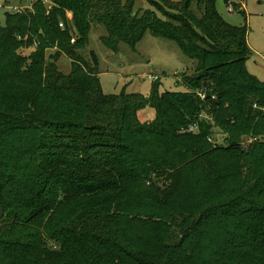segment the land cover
Listing matches in <instances>:
<instances>
[{
	"label": "trees",
	"instance_id": "16d2710c",
	"mask_svg": "<svg viewBox=\"0 0 264 264\" xmlns=\"http://www.w3.org/2000/svg\"><path fill=\"white\" fill-rule=\"evenodd\" d=\"M134 1L51 0L49 10L39 1L32 13H9L0 26V85L14 79V91H21L0 112V264H157L120 231L127 223L161 225L140 218L151 213L133 211L140 196L165 204L162 186L176 178L148 154L167 137L177 140L178 127L192 126L197 132L184 136L196 142L179 158L193 157L191 165L214 183L223 178L220 167L234 173L231 189L218 198L226 199L211 208L222 233L206 263L264 264V81L245 67L247 27L224 21L216 0H146L154 10L141 15ZM66 12L77 33L72 44L68 28L59 27ZM92 23L104 27L100 40L114 53L119 43L134 51L146 32L174 42L193 64V74L177 81L184 91L159 93L154 84L148 97L105 94L97 59L88 64L79 54ZM33 43L37 49L25 63L15 51ZM51 46L58 51L45 62ZM62 54L71 59L67 75L54 65ZM145 107L156 112L152 124L136 118ZM168 112L177 120L168 122ZM213 128L226 133L223 145L207 142ZM246 134L254 137L247 148L240 145ZM202 220L184 237L200 239Z\"/></svg>",
	"mask_w": 264,
	"mask_h": 264
},
{
	"label": "rangeland",
	"instance_id": "374dc122",
	"mask_svg": "<svg viewBox=\"0 0 264 264\" xmlns=\"http://www.w3.org/2000/svg\"><path fill=\"white\" fill-rule=\"evenodd\" d=\"M39 1L47 10L53 6L51 0H0V26H4L7 14L32 13ZM121 1L125 2L126 0ZM160 1L163 2V0ZM166 1L176 3L181 0ZM230 1L234 11L229 12L227 10L228 4L225 0H216V9L227 23L234 26L246 25L247 42L251 54L245 62V67L249 74L260 81H264V0ZM145 10L152 11L154 8L146 0L134 1V12L141 15ZM64 20V22L60 21L59 27L60 29L68 28L72 36L70 42L72 44L77 33L72 23L71 12L65 13ZM105 35L106 31L103 26L92 23L87 44L79 50L80 56L88 64L92 63V57L97 59L99 81L105 94L125 92L138 93L148 97L153 92L154 84L157 85L159 93L184 91V87L178 84L177 81H181V73H185L187 76L193 74V64L192 60L186 57L174 42L153 37L149 32H146L144 37L136 44L134 51L129 45L119 43L118 51L114 53L102 44L100 39ZM36 49L37 43H33L31 46H20L15 52L26 58L25 63H29V57ZM57 51L56 46L46 48L43 56L44 61H51ZM1 56L0 52V66L3 63ZM54 65L57 71L65 75L71 71V59L65 54L60 55ZM3 74L7 75L6 72H3ZM13 83L15 84V80L9 79V82L0 85V112L9 111L8 106L11 103L12 93H21L19 90L14 91ZM18 85L17 82L15 87ZM198 94L200 98L204 97V92H198ZM165 117L168 122L177 120V117L170 112ZM136 118L140 123L152 124L155 121L156 112L151 107H145L136 113ZM200 119L212 121L206 114H202ZM196 132L197 129L193 126L187 130L178 127V130H175V134L179 136L177 140L167 137L163 139V144L159 150L151 151L148 154L149 157L154 159L159 157L176 178L171 179L166 185L162 186V189L169 193L165 204L157 205L151 200L140 196L134 205L133 211L139 215L151 213L152 215L147 218L143 216H140V218L153 220L161 223V225L132 229L131 225L127 223L120 231L123 238L129 237L134 247L142 252H147L145 254L152 256L148 258L151 260L155 258L157 264H208L206 262L210 259V254L213 251L212 240L222 233V225L219 220L215 219L218 218L219 214H216L211 208L226 199L218 198L220 194H224L223 191L232 187L231 180L234 173H231L228 169L225 172L223 167H220V175L223 178L214 183L208 172H205V175L202 170L191 165L193 157L184 161L179 158L180 152L184 148L190 147L193 142H196L194 137L190 139L185 136ZM170 137H174L173 134ZM225 137V132L213 128V135L207 138V142L211 147H218L224 144ZM255 137L261 140V135ZM240 139V145L245 148L254 141L253 135L250 134L242 135ZM221 164H224V161H221ZM225 174H229V178H231L225 179ZM204 216L206 218L202 220ZM200 220L205 221L204 226L201 227L202 233L200 235L202 237L198 240L194 236L184 237L183 232L186 231L185 229ZM182 238L186 242L179 246ZM50 242H47L48 247L51 245ZM175 245L178 246L175 247ZM171 246H174L172 251L170 250ZM176 248H179V250H176Z\"/></svg>",
	"mask_w": 264,
	"mask_h": 264
},
{
	"label": "built area",
	"instance_id": "2783aa9c",
	"mask_svg": "<svg viewBox=\"0 0 264 264\" xmlns=\"http://www.w3.org/2000/svg\"><path fill=\"white\" fill-rule=\"evenodd\" d=\"M227 10L229 11V12H232V11H234V7L232 6V3H231V1L229 0L228 2H227Z\"/></svg>",
	"mask_w": 264,
	"mask_h": 264
}]
</instances>
